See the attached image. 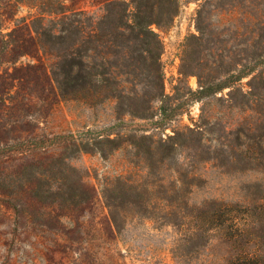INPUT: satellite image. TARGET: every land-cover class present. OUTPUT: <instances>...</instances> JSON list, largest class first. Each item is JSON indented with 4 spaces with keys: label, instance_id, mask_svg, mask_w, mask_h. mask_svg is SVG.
I'll return each instance as SVG.
<instances>
[{
    "label": "rangeland",
    "instance_id": "1",
    "mask_svg": "<svg viewBox=\"0 0 264 264\" xmlns=\"http://www.w3.org/2000/svg\"><path fill=\"white\" fill-rule=\"evenodd\" d=\"M108 1L0 0V264H225L235 250L222 230L202 247L184 239L188 221L178 229L156 219L210 201L253 208L264 197V131H247L252 111L232 105L230 89L193 94L225 78L227 58L264 49V0H178L174 19L161 16L145 39L108 19L107 48L89 42L77 56L102 73L100 87L61 97L53 59L37 46L38 19L49 23L56 15L43 11L63 3L95 25ZM200 9L227 46L201 39ZM252 213L249 233L264 251V213Z\"/></svg>",
    "mask_w": 264,
    "mask_h": 264
},
{
    "label": "trees",
    "instance_id": "2",
    "mask_svg": "<svg viewBox=\"0 0 264 264\" xmlns=\"http://www.w3.org/2000/svg\"><path fill=\"white\" fill-rule=\"evenodd\" d=\"M58 6L50 12L43 11V15L49 13L56 17L49 20V23L45 22V17H40L38 21L41 28L40 31L35 32L38 35L37 46L53 59L51 64L52 79L56 83L61 97L76 91L100 87V82H94L93 77L100 76L102 73L99 71L92 73L82 58L77 60V56L86 55V51L90 47L89 42L93 44L94 50L101 51V49L107 48L105 29L101 27L105 21L113 18L119 20L121 25L119 29H122L123 33L125 31L135 32L138 37L145 39L151 33V25L163 23L161 16H165L166 22L169 23L179 11L178 0H112L106 3L100 22L94 25L95 17L89 16L85 11H76L72 6L63 3ZM202 11L200 9L198 12L197 26L201 39L214 36L217 37L221 46H227L223 39L225 31L215 29L217 26L214 23L204 27L201 21ZM130 20L133 21L132 24H129ZM86 21L91 24L84 25ZM25 27L30 32L33 30L29 25ZM76 39L79 40L78 43H76ZM225 63L228 66L224 72L225 78L218 83L200 85V89L193 93L194 98L202 99L230 89L229 102L232 105L240 106V109L244 104L255 116L254 123L248 124L247 131L250 133L259 129L264 131V49L253 50L246 58H227ZM244 79H248L245 84L242 83ZM244 85L248 86L247 91H244ZM237 93L243 99H247L245 103H238ZM161 111L164 114L163 121L171 120V115H167L166 110L161 108ZM187 130L189 133L193 132L190 127H187ZM245 131L242 129L239 133ZM262 142L264 145V140L257 145L258 151L261 149ZM252 149L250 156L256 160L257 158L253 156L259 152H255L257 150L255 148ZM195 179L196 176H193L189 181L193 182ZM174 201L172 200V202ZM187 205L189 204L187 203ZM108 206L111 207L110 204ZM252 212L264 213V197L258 199L253 208L210 201L204 202L200 207H192L188 212L183 213L173 209H164L157 214L156 221L171 222L172 226L178 227V229L188 221L189 227L183 234L184 239L193 241L197 238L202 247H206L211 242V233L220 229L223 231L225 244L235 250V254L227 259L225 264H264V251L259 247V240L262 237H253L249 233L251 227L259 224V219ZM111 219L115 223L112 213ZM257 241L259 242L257 243ZM251 243L254 246L257 245L256 250H245L244 248Z\"/></svg>",
    "mask_w": 264,
    "mask_h": 264
}]
</instances>
